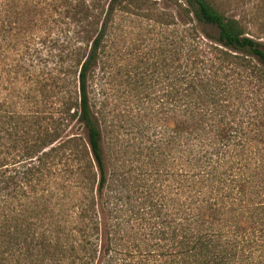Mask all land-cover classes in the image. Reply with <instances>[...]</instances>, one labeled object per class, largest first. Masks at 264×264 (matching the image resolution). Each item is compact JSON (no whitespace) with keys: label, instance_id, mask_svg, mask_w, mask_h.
<instances>
[{"label":"trees","instance_id":"obj_1","mask_svg":"<svg viewBox=\"0 0 264 264\" xmlns=\"http://www.w3.org/2000/svg\"><path fill=\"white\" fill-rule=\"evenodd\" d=\"M183 1L215 33L161 51L166 139L131 177L108 172L92 86L149 0H0V264H264V42L231 3Z\"/></svg>","mask_w":264,"mask_h":264},{"label":"rangeland","instance_id":"obj_2","mask_svg":"<svg viewBox=\"0 0 264 264\" xmlns=\"http://www.w3.org/2000/svg\"><path fill=\"white\" fill-rule=\"evenodd\" d=\"M88 1L97 4L99 0ZM223 1L231 3L224 6L226 15L241 18L245 22L247 19L251 21L252 24L247 23L252 35L264 42V7H260L261 4L264 6V1ZM181 5L187 7L183 0H149L141 5V10L131 6L135 14L124 13L115 18L103 57L104 63L108 61L112 68L105 76L98 68L92 86L97 110L101 111L98 117L109 163L108 172L111 175L117 171L128 172L131 177H135L141 167L134 162L139 147L148 157L166 139L168 123L161 114L163 101L160 100L162 87L165 86L158 83L164 71L158 72L157 69V63L162 60L161 51L171 49L173 46L170 43L184 28H197L202 39L206 32L215 33L213 29L199 26L193 15V21H190L184 15ZM204 42L208 43L206 40ZM110 75L114 78L111 79ZM71 133L84 136L79 125H75ZM261 145L253 142L250 157L264 160V147ZM152 159L145 158V162L151 163ZM172 163L174 161L168 165ZM153 166L151 163L148 168ZM250 167L252 170V165ZM154 180L155 177L150 178L148 189H152ZM132 184L135 185L136 180Z\"/></svg>","mask_w":264,"mask_h":264}]
</instances>
